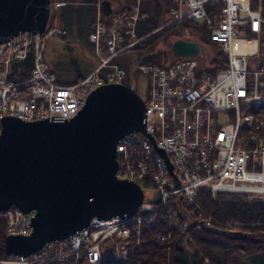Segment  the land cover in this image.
<instances>
[{"label":"built area","instance_id":"1","mask_svg":"<svg viewBox=\"0 0 264 264\" xmlns=\"http://www.w3.org/2000/svg\"><path fill=\"white\" fill-rule=\"evenodd\" d=\"M141 1L135 0L127 12H113L109 22L96 19L88 38L97 65L71 83L57 82L44 61L46 40L58 30L54 23L41 33L23 32L0 42V128L5 116L70 118L94 87L120 81L125 71L112 59L137 40L134 25ZM172 1L166 23L202 25L226 64L206 69L198 65V53L165 65L138 66L148 75L145 132L119 140L116 176L141 183L147 194L153 186L152 195L129 217L92 218L68 237L29 255L10 254L4 262L32 264L47 246L59 245L81 248L86 261L95 263L104 237L128 235L131 224L149 225L150 210L176 198L190 203L203 188L211 194L238 192L246 199H264V17L250 0ZM5 212L9 233L30 232V212L14 206Z\"/></svg>","mask_w":264,"mask_h":264},{"label":"water","instance_id":"2","mask_svg":"<svg viewBox=\"0 0 264 264\" xmlns=\"http://www.w3.org/2000/svg\"><path fill=\"white\" fill-rule=\"evenodd\" d=\"M99 7L106 16L112 11L110 0H100ZM49 12L50 0H0V42L21 32L41 33ZM171 49L194 56L200 46L196 40L176 38ZM144 110L143 98L131 86L108 82L94 87L70 118L2 119L0 210L14 206L33 211L29 233L6 234V254L34 253L93 217L136 212L143 191L138 183L116 176V145L128 133L145 132Z\"/></svg>","mask_w":264,"mask_h":264},{"label":"trees","instance_id":"3","mask_svg":"<svg viewBox=\"0 0 264 264\" xmlns=\"http://www.w3.org/2000/svg\"><path fill=\"white\" fill-rule=\"evenodd\" d=\"M89 1L90 18L85 40L94 50L88 33L97 17L98 0ZM133 2L121 3L116 10L127 12ZM249 4L259 9L264 17V0H250ZM172 5V0H147L140 4L141 15L134 25L137 40L129 47L134 52V61L137 64L165 65L176 57L171 42L176 38H189L210 48L212 54L208 57V65L202 64V67L212 70L224 67V54L202 25L190 20L166 23V13ZM57 11H51V17L65 16V11ZM66 12L70 14V10ZM62 23L69 25L71 19ZM184 28L189 29L187 33ZM124 37L127 41L128 37ZM116 56L112 61L125 71L120 81L131 86L126 80L127 65ZM25 66L27 72L31 66L29 60ZM147 95L148 83L142 96L144 100ZM150 215L152 222L149 225L131 224L128 235L104 237L99 243L100 259L95 263L86 261L81 248L71 250L51 245L42 250L32 264H58L62 256L60 264H264V199H246L243 193L238 192L217 191L211 194L203 188L190 203L178 198L168 200L150 210ZM5 226L6 219L0 210V264H10L3 261L7 258Z\"/></svg>","mask_w":264,"mask_h":264},{"label":"rangeland","instance_id":"4","mask_svg":"<svg viewBox=\"0 0 264 264\" xmlns=\"http://www.w3.org/2000/svg\"><path fill=\"white\" fill-rule=\"evenodd\" d=\"M51 1V0H50ZM65 4L61 5L59 8L58 6H50V11H54L55 9H59V13L66 12L70 10V14L66 13L70 17H56V22L61 25V23L67 19H71V23L69 25H65L62 23L60 30H58L51 39L49 40L48 44L46 45L48 48V57L51 58L49 61L51 64L56 66L63 75L74 74L78 72L79 67H83L86 65V61L84 58L78 53L79 47L75 44L84 45V39L86 38L87 34V23L89 20V11L88 8L90 6L89 0H64ZM64 12V13H65ZM78 15H80L78 17ZM84 17H81L83 16ZM60 21V22H59ZM51 22V21H49ZM189 29L184 28V32L187 33ZM137 38V37H136ZM160 44V43H159ZM158 44V45H159ZM201 51L200 54L197 56L198 65L202 66V64L208 65V57L212 54L210 51L209 46L203 45L199 42ZM45 46V47H46ZM219 47V45H218ZM220 49V48H219ZM96 57V56H95ZM120 62H124L127 65V73H126V80L129 84L133 85L132 83H136V87L138 89V93L140 95H144L147 87V75L138 68L140 63L137 64L134 61V52L131 49H127L122 53L116 56ZM148 194L149 196L152 195V190H154L153 186L149 185ZM208 190V189H207ZM147 194V196H148ZM146 198V196H145ZM7 210V209H6ZM6 210L3 211V215L7 222V214ZM7 224V223H6ZM6 228V226H5ZM117 246V248H119ZM109 253V252H108Z\"/></svg>","mask_w":264,"mask_h":264},{"label":"crops","instance_id":"5","mask_svg":"<svg viewBox=\"0 0 264 264\" xmlns=\"http://www.w3.org/2000/svg\"><path fill=\"white\" fill-rule=\"evenodd\" d=\"M99 1L100 0H98L97 3H96L97 4V7H98V11H99ZM146 1L147 0H142L141 3L145 4ZM55 2H58V5H57L58 8L61 5H64L65 4V1L64 0H51V5L52 6H55ZM132 2H133V0H111V7H112V9L113 8L116 9L118 6H121V3H122V5H126V3H132ZM55 10H57V9H55ZM58 11H59V9H58ZM66 13L67 12H65L64 15ZM50 17H51V14H50ZM103 18L106 19L107 17H103ZM61 25H62V23H61ZM61 25H60V27H61ZM51 37H50V39H51ZM50 39H48L46 45L48 44V42H49ZM75 45L79 47L78 53L81 56V58H84L85 59L86 65L83 66V67H79L78 72H76L74 74H68V75H63V73L58 68H56V66H54L53 64H51L49 62V61H51V58L48 57V48L46 46L45 53H44V59H45V62L47 64L48 68L51 69L54 72L57 81L58 80L59 81L76 80V79L82 77L83 75L87 74L89 71H91L95 67L96 62H97V59L95 57L94 50L89 45H87V41L84 39V45L83 46L82 45H79V44H75ZM132 84H136V83H132Z\"/></svg>","mask_w":264,"mask_h":264},{"label":"flooded vegetation","instance_id":"6","mask_svg":"<svg viewBox=\"0 0 264 264\" xmlns=\"http://www.w3.org/2000/svg\"><path fill=\"white\" fill-rule=\"evenodd\" d=\"M132 87H133V89H134L136 92H138V89H137V87H136V84H133Z\"/></svg>","mask_w":264,"mask_h":264},{"label":"bare ground","instance_id":"7","mask_svg":"<svg viewBox=\"0 0 264 264\" xmlns=\"http://www.w3.org/2000/svg\"><path fill=\"white\" fill-rule=\"evenodd\" d=\"M5 232H6V233H9V232L7 231V228H5Z\"/></svg>","mask_w":264,"mask_h":264}]
</instances>
